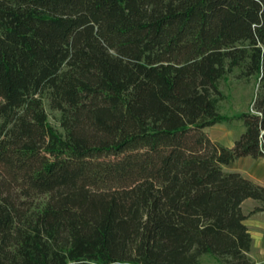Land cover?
<instances>
[{"label": "trees", "instance_id": "trees-1", "mask_svg": "<svg viewBox=\"0 0 264 264\" xmlns=\"http://www.w3.org/2000/svg\"><path fill=\"white\" fill-rule=\"evenodd\" d=\"M234 72L260 84L228 149L205 129ZM244 157L264 0H0V264H256L264 187L223 170Z\"/></svg>", "mask_w": 264, "mask_h": 264}, {"label": "rangeland", "instance_id": "rangeland-1", "mask_svg": "<svg viewBox=\"0 0 264 264\" xmlns=\"http://www.w3.org/2000/svg\"><path fill=\"white\" fill-rule=\"evenodd\" d=\"M237 75L238 73L234 72L233 74L225 76V78L219 82L222 100L218 104V112L221 116L230 119V121H221L220 123L205 129L206 134L211 140L214 137L219 138L220 136H223L224 133L230 134L229 132H232L234 136L239 134L244 127L242 122L236 118L242 113L252 112V104L259 89V77L253 76L248 79H240L237 78ZM45 109L50 126L57 132L63 133L60 127V114L56 111H51L47 102H45ZM254 217L256 218L255 215L251 216L252 232L254 229ZM250 256L256 264H264V251L258 249L257 243L255 245V242L253 243ZM201 264L217 263L213 258L206 256L202 258Z\"/></svg>", "mask_w": 264, "mask_h": 264}, {"label": "crops", "instance_id": "crops-1", "mask_svg": "<svg viewBox=\"0 0 264 264\" xmlns=\"http://www.w3.org/2000/svg\"><path fill=\"white\" fill-rule=\"evenodd\" d=\"M244 130L245 129L242 128L241 132L235 136L232 132H229L230 134L224 133L223 136H220L219 138L214 137L212 140L225 148L231 149L234 146L235 141L244 132ZM223 170L228 173H239L246 179H249L252 182L264 187V158H239L228 165L223 166ZM257 206H259L257 202L249 199L243 202L241 209L243 214L248 216L247 220L245 221V225L251 235L252 246L255 242V245L257 243V248L264 251V212L253 213L256 218L254 217V229L253 232L251 231V216H253L251 212Z\"/></svg>", "mask_w": 264, "mask_h": 264}]
</instances>
